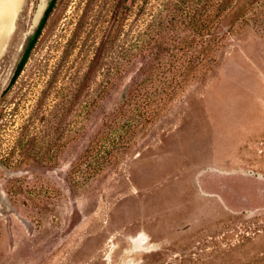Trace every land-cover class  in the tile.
<instances>
[{
  "label": "rangeland",
  "instance_id": "rangeland-1",
  "mask_svg": "<svg viewBox=\"0 0 264 264\" xmlns=\"http://www.w3.org/2000/svg\"><path fill=\"white\" fill-rule=\"evenodd\" d=\"M168 1L57 0L5 91L50 2L22 0L0 49V264H264V0H226L213 69L117 164L81 160Z\"/></svg>",
  "mask_w": 264,
  "mask_h": 264
},
{
  "label": "trees",
  "instance_id": "trees-1",
  "mask_svg": "<svg viewBox=\"0 0 264 264\" xmlns=\"http://www.w3.org/2000/svg\"><path fill=\"white\" fill-rule=\"evenodd\" d=\"M56 1L50 0L5 91L22 73ZM199 4L194 0H169L165 4L167 11L160 9L153 14L146 27L135 35L128 49L129 62L137 57L148 58L146 75L86 148L81 160L87 161L90 173L117 164L142 130L167 111L189 85L204 79L213 69L221 46V36L215 29L228 4L226 0H205ZM124 69L119 62L116 72Z\"/></svg>",
  "mask_w": 264,
  "mask_h": 264
},
{
  "label": "bare ground",
  "instance_id": "bare-ground-1",
  "mask_svg": "<svg viewBox=\"0 0 264 264\" xmlns=\"http://www.w3.org/2000/svg\"><path fill=\"white\" fill-rule=\"evenodd\" d=\"M22 0H0V49L13 27Z\"/></svg>",
  "mask_w": 264,
  "mask_h": 264
}]
</instances>
